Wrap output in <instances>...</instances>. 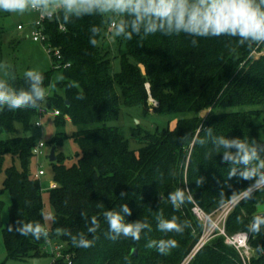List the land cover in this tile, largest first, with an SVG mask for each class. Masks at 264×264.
I'll list each match as a JSON object with an SVG mask.
<instances>
[{
  "label": "trees",
  "instance_id": "trees-1",
  "mask_svg": "<svg viewBox=\"0 0 264 264\" xmlns=\"http://www.w3.org/2000/svg\"><path fill=\"white\" fill-rule=\"evenodd\" d=\"M3 16L10 13L0 12ZM102 29L97 46L89 43L90 27ZM64 29H60V26ZM108 24L100 16L84 17L64 25L54 18L45 23L48 40L58 47L70 66L61 70L63 80L57 86L63 95L49 93L52 73L42 72L47 90L46 101L38 109L0 111V173L6 159L5 179L0 188V233L6 250L5 261H36L49 256L43 251L45 239L36 240L15 231L17 221L39 222L46 226L43 188L32 167V149L37 140L29 134L34 121L49 111L59 109L55 116L57 132L52 144L56 160L51 161L56 188L48 190L53 208L49 239L63 245V254L71 256V264H182L198 242L203 224L192 212L193 201L212 213L227 203L233 191L248 186V181L227 179L228 164L221 163V154H209L213 136L225 138H260L255 118L264 114V45L263 54L252 55L255 45H239L235 38H202L181 33L165 36L157 33L144 39L125 40L126 54L120 58L119 72L112 71V60L104 50ZM197 43L193 45L192 40ZM235 49V50H233ZM1 59V50H0ZM9 82L16 88L27 87L23 76L16 72ZM10 73V74H12ZM78 97H82L78 99ZM150 99L156 105L149 106ZM69 102L67 104L66 102ZM142 106L149 112L175 121L173 129L154 132L136 129L140 147L133 150L120 129L111 122L118 120L121 106ZM42 110H45L42 112ZM203 111H207L205 116ZM68 118L75 127L70 135L78 146V160L65 164L66 156L57 153L67 134ZM18 128L23 135L18 134ZM53 145V146H54ZM50 158V155H49ZM204 177V183L197 180ZM231 185V188L228 187ZM177 188L191 192L193 200L180 209L168 202V194ZM225 203L221 205L220 191ZM9 192V218L4 225L1 196ZM121 191L127 195L121 199ZM127 203L132 210L127 222L147 221L139 241L120 237L106 238L108 226L103 218L106 210H119ZM264 204V191H257L251 200H242L230 213L226 232L233 235L246 232L247 225ZM99 205V206H98ZM172 216L180 222L188 220L190 228L183 233H163L157 229L159 215ZM264 215V214H263ZM96 216L100 229L92 247L78 248L66 235H56L57 228L73 235L87 233L90 218ZM241 217L243 223H237ZM150 239H175L178 246L167 255L147 248ZM250 245L259 251L246 259L247 264H264V231L251 234ZM136 253H133V250ZM52 264H70L64 257ZM188 264H244L239 252L215 236Z\"/></svg>",
  "mask_w": 264,
  "mask_h": 264
},
{
  "label": "clouds",
  "instance_id": "clouds-1",
  "mask_svg": "<svg viewBox=\"0 0 264 264\" xmlns=\"http://www.w3.org/2000/svg\"><path fill=\"white\" fill-rule=\"evenodd\" d=\"M0 12L21 16L35 13L40 17L51 14L52 18L64 25L84 17L100 16L112 29L113 40L139 37L143 41L157 33L165 36L184 33L202 38H235L239 45L249 48L264 45V0H0ZM101 31L99 25L90 27L89 43L93 47L97 46ZM192 43L195 45L196 39ZM5 76L15 79L14 73L6 72ZM23 78L26 88H16L9 79L0 78V111L38 109L46 101L44 74L38 69H28L23 73ZM209 140L213 146L209 154H221V163L229 165L227 179L249 182L246 188L233 191L227 203L238 206L242 200H251L255 192L264 191V143L255 138L213 136L211 129L207 130L206 139L200 142L206 144ZM196 183L202 185L204 177H200ZM228 187L231 188V185ZM126 195L124 191L119 194L121 199ZM167 199L174 209H180L185 203L192 202L193 196L189 190L177 188L168 194ZM225 202V193L221 189L219 203L223 205ZM131 214L127 203L122 204L119 210H106L103 213L108 226L106 238L115 241L124 237L139 241L145 229L151 231L147 221L127 222L125 216ZM156 219L157 229L163 233H183L185 228L191 227L190 221L180 222L176 216L165 219L161 214ZM237 223H243L241 217H237ZM99 229L98 218L92 216L87 233L92 234L93 239H89L84 232L73 235L64 228H57L56 235L69 236L74 247L86 249L93 246ZM15 231L23 236L31 235L36 240L43 238L47 241L49 238L48 228L39 222L17 221ZM262 231L264 215H254L246 232L241 235L247 239L249 234L259 235ZM177 246L175 239H150L146 243L147 248H155L162 255H167Z\"/></svg>",
  "mask_w": 264,
  "mask_h": 264
},
{
  "label": "rangeland",
  "instance_id": "rangeland-1",
  "mask_svg": "<svg viewBox=\"0 0 264 264\" xmlns=\"http://www.w3.org/2000/svg\"><path fill=\"white\" fill-rule=\"evenodd\" d=\"M37 18L35 13H25L24 15H17L10 13L7 16H3L0 13V50L1 59L0 65H6L7 67H0V78L9 79L5 76V73L16 72L19 76H23V73L28 69H38L41 72H47L52 70L54 62L50 55L46 52L43 45L39 42L32 40L30 34L33 28V23ZM20 26V28L18 27ZM112 29H107L106 43L104 44V50L108 53V56L112 60V71L119 72L121 68L120 58L126 54L127 47L125 42L119 38L111 40ZM63 80V73L61 70L56 69L52 73L51 84L49 86V93L63 95V90L57 86L59 81ZM156 105L153 99H150L149 106ZM207 111H203L202 115L205 116ZM255 123L259 126L260 138L264 142V114L255 118ZM120 129L121 134L128 140L129 147L133 150H137L140 147L138 136L136 133L137 128L148 130L151 132L157 129L162 130L165 128L173 129L175 127V121L169 122L165 116L153 114L146 110L142 106H121L119 118L116 121L111 122ZM67 137L58 146L57 153L64 154L66 156L65 164L71 166L78 160L77 152L78 146L70 135L75 130L72 122L66 118V126L64 128ZM57 132L55 124V116L52 113H47L43 117V127L36 128L31 127L29 134H33L36 139L41 138L46 143L44 154L34 157L32 160V167L36 171L41 165L45 171V175L41 177V185L43 189L44 200V213L46 227H49L52 220L53 208L49 202L48 190L51 182L54 181L53 170L51 161L49 158L50 151L54 144H52L53 138ZM18 134L23 135L21 128H18ZM10 164V160L7 158L4 164V168L0 173V188L3 186L5 179V169ZM1 200L4 202V208L2 212V221L5 225L9 218V205L10 195L9 192H5L1 196ZM251 254L256 256L259 254L258 250L251 249ZM6 250L4 247L3 237L0 233V262L6 259ZM51 261L49 256L42 257L36 263L35 261L17 262L7 261V264H47ZM185 261V260H184ZM183 261V263H184ZM182 263V264H183Z\"/></svg>",
  "mask_w": 264,
  "mask_h": 264
},
{
  "label": "built area",
  "instance_id": "built-area-1",
  "mask_svg": "<svg viewBox=\"0 0 264 264\" xmlns=\"http://www.w3.org/2000/svg\"><path fill=\"white\" fill-rule=\"evenodd\" d=\"M51 14L48 17H40L37 15L36 20L33 23V28L31 31V38L35 42H39L43 45L46 52L50 55L52 58V61L54 62L53 67L55 69H64L70 66V63L65 62L61 50L53 45L49 40L47 35L45 34V23L47 20H52ZM20 28V26H18ZM60 29H64V27L61 25ZM109 29H111L109 27ZM261 45L256 46L252 55L259 56L263 54V50H260ZM45 110H42L44 112ZM49 113H52L53 115L57 116L60 115L59 109H53L52 111H49ZM43 117L44 115L41 114L35 121L34 126L36 128H42L43 127ZM46 148V143L39 138L34 145L32 152L35 157H38L42 154H44V149ZM46 173L42 169L41 165H39L36 177L40 178L44 176ZM57 184L53 181L51 182L50 188H56ZM44 189V188H43ZM235 208V206H232L229 203H225L223 206H221L219 209L212 213L206 212L202 207H200L196 202L193 201L192 206V212L195 215V217L201 221L203 224V231L201 233V236L196 243L193 250L190 252V254L187 256L183 264H188L190 260L196 255V253L203 248L211 239H213L217 235H221L224 237V241L226 244L234 247L239 254L241 255L244 264H247L246 259H249L251 254V245H250V238L251 234L248 235L247 239L241 233L244 232H238L233 235H229L226 232V223L227 219L232 212V210ZM264 213H259V215H263ZM63 245L52 241L48 238V240L45 242L43 251L49 254V257L51 258V261L47 264H52L56 259L64 257L70 264H71V256L69 254H63Z\"/></svg>",
  "mask_w": 264,
  "mask_h": 264
},
{
  "label": "water",
  "instance_id": "water-1",
  "mask_svg": "<svg viewBox=\"0 0 264 264\" xmlns=\"http://www.w3.org/2000/svg\"><path fill=\"white\" fill-rule=\"evenodd\" d=\"M67 104H69V102H66ZM55 150H56V146L54 145L50 151V160L51 161H55L56 160V154H55ZM133 253H136V250H133ZM36 263L38 262V260L35 261Z\"/></svg>",
  "mask_w": 264,
  "mask_h": 264
},
{
  "label": "crops",
  "instance_id": "crops-1",
  "mask_svg": "<svg viewBox=\"0 0 264 264\" xmlns=\"http://www.w3.org/2000/svg\"><path fill=\"white\" fill-rule=\"evenodd\" d=\"M111 40H113V39H111ZM10 202H11V201H10ZM257 212H258V214H259V213H264V204L258 206Z\"/></svg>",
  "mask_w": 264,
  "mask_h": 264
}]
</instances>
